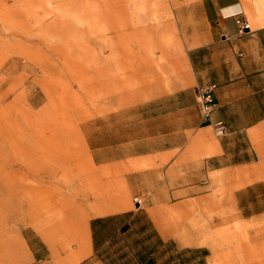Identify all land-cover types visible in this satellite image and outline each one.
<instances>
[{
	"label": "crops",
	"instance_id": "1",
	"mask_svg": "<svg viewBox=\"0 0 264 264\" xmlns=\"http://www.w3.org/2000/svg\"><path fill=\"white\" fill-rule=\"evenodd\" d=\"M261 8L260 0H200L177 12V49L131 71L128 93L81 126L97 197L112 198L94 201L61 239L25 220L2 226V244L5 234L17 240L2 264H217L219 225L264 219ZM239 18L254 28L241 31ZM212 85L204 120L198 89ZM217 123L225 135L214 134ZM6 170L0 190H21L24 171Z\"/></svg>",
	"mask_w": 264,
	"mask_h": 264
},
{
	"label": "rangeland",
	"instance_id": "2",
	"mask_svg": "<svg viewBox=\"0 0 264 264\" xmlns=\"http://www.w3.org/2000/svg\"><path fill=\"white\" fill-rule=\"evenodd\" d=\"M198 1L0 0V177L25 173L21 190H0V231L25 220L61 239L82 224L102 186L81 126L128 93L131 71L177 49V12ZM1 236L0 264L17 248ZM216 242L217 264H264V219L219 225Z\"/></svg>",
	"mask_w": 264,
	"mask_h": 264
},
{
	"label": "built area",
	"instance_id": "3",
	"mask_svg": "<svg viewBox=\"0 0 264 264\" xmlns=\"http://www.w3.org/2000/svg\"><path fill=\"white\" fill-rule=\"evenodd\" d=\"M236 23L239 25L241 31H249L250 25L243 18L236 20ZM213 90L214 86H208L206 88L198 89V103L200 105L201 115L204 120H208L209 115L212 111L213 106ZM226 133V128L221 124L217 123L214 126V134L217 137L223 136ZM138 203V201H136Z\"/></svg>",
	"mask_w": 264,
	"mask_h": 264
}]
</instances>
